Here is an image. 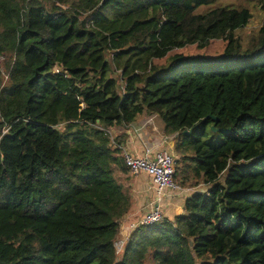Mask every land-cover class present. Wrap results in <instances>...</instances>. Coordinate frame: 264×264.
I'll return each mask as SVG.
<instances>
[{
  "label": "trees",
  "instance_id": "obj_1",
  "mask_svg": "<svg viewBox=\"0 0 264 264\" xmlns=\"http://www.w3.org/2000/svg\"><path fill=\"white\" fill-rule=\"evenodd\" d=\"M218 1L0 0V264H264V23L244 38L248 7L196 12ZM141 114L205 188L118 257L131 197L109 132Z\"/></svg>",
  "mask_w": 264,
  "mask_h": 264
},
{
  "label": "crops",
  "instance_id": "obj_2",
  "mask_svg": "<svg viewBox=\"0 0 264 264\" xmlns=\"http://www.w3.org/2000/svg\"><path fill=\"white\" fill-rule=\"evenodd\" d=\"M143 116H146V114H141L136 119V121L127 128H110V137L112 140L117 139L120 135H124V143L122 146H120L121 155L128 153L135 156H140L144 148H156L157 150L164 151L168 150L178 155V153L174 150L176 135L167 136L164 133V139L161 140V143H157L156 139L158 137L151 132L148 136V143L145 144L142 134L147 132L148 135L149 126H146L142 130L138 124V120ZM118 177L121 180L120 183H122L123 186L128 189L131 197V206L129 211L121 218L119 231L116 237L118 238V236L122 234L126 240L125 244H127L130 236V231L128 230L129 223L137 222L155 195L151 189V178L145 172L132 174L128 170H121L118 172ZM188 195L189 193L185 192L178 194L172 192L171 190H166V193L160 201L162 204L163 215L169 219H173L176 214L182 213L184 200Z\"/></svg>",
  "mask_w": 264,
  "mask_h": 264
},
{
  "label": "built area",
  "instance_id": "obj_3",
  "mask_svg": "<svg viewBox=\"0 0 264 264\" xmlns=\"http://www.w3.org/2000/svg\"><path fill=\"white\" fill-rule=\"evenodd\" d=\"M176 156L164 150H157L156 148H144L140 156L128 153L122 155L124 165L130 173L138 174L145 172L150 176L151 189L155 195L137 222L129 223L128 227L130 230L142 224L157 222L163 218L164 215L160 201L166 190H171L178 194L181 192L190 194L195 190L187 186H181L176 181Z\"/></svg>",
  "mask_w": 264,
  "mask_h": 264
},
{
  "label": "rangeland",
  "instance_id": "obj_4",
  "mask_svg": "<svg viewBox=\"0 0 264 264\" xmlns=\"http://www.w3.org/2000/svg\"><path fill=\"white\" fill-rule=\"evenodd\" d=\"M230 3L235 4L236 6H246L250 9L252 13V18L249 21L248 25L241 31L244 38H247V36L250 33L256 31L264 23V9L260 6L259 0H235V2H232V0H221L211 5H203L197 8L196 12H201V11L207 10L214 6L226 5ZM223 47H224V43L220 41L211 42L208 48H199L193 45L187 46L179 50L172 51L164 59L160 60L158 63L160 65H167L169 63V58L177 54H180L183 57H208V58L215 57V56H219L222 54ZM116 75L117 74L115 73L114 76L117 77ZM138 124H139V127L142 128V130L146 126H149L148 135H147V132L142 134L145 144L148 143V140H149L148 136L151 132L158 137L156 139L157 143H161V140L164 139V125L161 119L157 115H146V116L140 117V119L138 120ZM167 152L176 156L175 153H172L168 150ZM176 157H177V160L180 159V156H176ZM118 172H119L118 170L115 171L114 176L116 177L117 181L120 183L121 180L118 177ZM176 181L180 183V180L177 177H176ZM192 182H194V180ZM181 186H187L192 189H200V188L204 189L205 188L200 183H193V184L186 183ZM128 230L130 231V233L133 231V230H130L129 227H128ZM116 240H117L116 242L117 256L120 257L126 246L125 244L126 240L124 239L122 234H120L118 238H116Z\"/></svg>",
  "mask_w": 264,
  "mask_h": 264
},
{
  "label": "water",
  "instance_id": "obj_5",
  "mask_svg": "<svg viewBox=\"0 0 264 264\" xmlns=\"http://www.w3.org/2000/svg\"><path fill=\"white\" fill-rule=\"evenodd\" d=\"M211 129H212L213 131H215L213 127H212ZM185 134H187V132H186V131H185Z\"/></svg>",
  "mask_w": 264,
  "mask_h": 264
}]
</instances>
